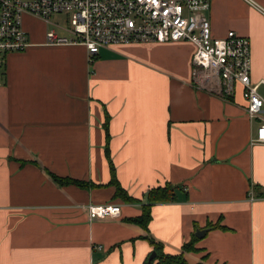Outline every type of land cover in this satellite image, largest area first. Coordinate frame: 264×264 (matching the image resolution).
Wrapping results in <instances>:
<instances>
[{"label": "crops", "instance_id": "1", "mask_svg": "<svg viewBox=\"0 0 264 264\" xmlns=\"http://www.w3.org/2000/svg\"><path fill=\"white\" fill-rule=\"evenodd\" d=\"M210 9L215 37L250 39L264 97V0ZM25 29L31 46L7 55L0 86V264H144L145 237L181 253L201 229L189 264H264V145L251 143L260 124L242 87L227 101L196 91L188 41L103 48L91 64L80 44L46 45L43 21L27 17ZM106 124L118 182L135 202L110 185ZM167 183L175 195L153 205L150 231L130 222ZM113 203L119 218L90 220L83 208Z\"/></svg>", "mask_w": 264, "mask_h": 264}, {"label": "built area", "instance_id": "2", "mask_svg": "<svg viewBox=\"0 0 264 264\" xmlns=\"http://www.w3.org/2000/svg\"><path fill=\"white\" fill-rule=\"evenodd\" d=\"M212 0H0V86L5 78L7 55L29 46L27 17L47 26L45 44L82 45L92 64L103 48L123 44L188 41L195 47L192 86L225 101L242 87L245 110L259 126L251 138L264 145V97L251 80L250 39L229 31L218 38L212 33L209 14ZM54 16L70 19V28L53 23ZM65 30L68 35H61ZM262 83H264L262 81ZM90 220L119 218V204H87Z\"/></svg>", "mask_w": 264, "mask_h": 264}, {"label": "trees", "instance_id": "3", "mask_svg": "<svg viewBox=\"0 0 264 264\" xmlns=\"http://www.w3.org/2000/svg\"><path fill=\"white\" fill-rule=\"evenodd\" d=\"M109 120H107L108 122ZM106 128V154L107 157L109 158V162H110V172L112 173V179L110 182V185L115 186L116 187V193H115V198H121L123 199V201L126 202H135L136 200H134L133 198H131L128 194V192L122 187L120 186L117 176H116V172H115V167L114 164L112 162V160L110 159V154H109V132H108V128H107V124L105 125ZM51 175V177L53 178V180H55L59 185L61 186H68L69 184H73L76 185L77 187L80 188H95V186L91 183H88L86 181H80L77 179H73V178H62L59 177L56 174H52L49 173ZM175 190L176 187H174V185L172 184H165V186H159L156 187L155 189H152L148 192L147 196H146V200L148 201L147 204H143L142 206V216L134 218V219H128L130 222L138 225L139 227H141L142 229H145L147 232L150 231L149 229V224L151 222V220L153 219V215L151 214V210L153 205L157 204V203H166V202H170L174 195H175ZM213 228H215V226H211ZM148 242L153 246V252L156 253V257L154 260H146L144 264H189L187 262V259L184 255L185 252L187 251H195V241L198 239L196 236H194L192 242L187 243V245L184 246L183 251L181 253H173V254H169L165 251V246L160 243L159 241L156 242L153 238L151 237H145Z\"/></svg>", "mask_w": 264, "mask_h": 264}, {"label": "rangeland", "instance_id": "4", "mask_svg": "<svg viewBox=\"0 0 264 264\" xmlns=\"http://www.w3.org/2000/svg\"><path fill=\"white\" fill-rule=\"evenodd\" d=\"M52 22L53 23H56V24H59L60 27L64 28V27H67V28H70L71 25H70V19L69 17H66V16H54L52 18ZM52 26H47V28H50ZM59 33L61 35H68V33L64 30H59ZM258 122V121H257Z\"/></svg>", "mask_w": 264, "mask_h": 264}, {"label": "water", "instance_id": "5", "mask_svg": "<svg viewBox=\"0 0 264 264\" xmlns=\"http://www.w3.org/2000/svg\"><path fill=\"white\" fill-rule=\"evenodd\" d=\"M206 233H207V230H206V229H201V230H199V231L196 232V236H197V238L200 239V238L203 237ZM155 257H156V253H155V252H153V253L149 256V258H150L151 261L154 260Z\"/></svg>", "mask_w": 264, "mask_h": 264}]
</instances>
